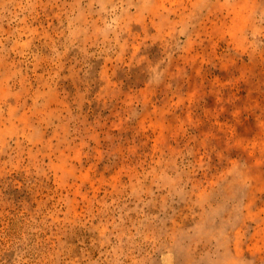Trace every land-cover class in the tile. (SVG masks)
I'll list each match as a JSON object with an SVG mask.
<instances>
[{"label": "rangeland", "instance_id": "obj_1", "mask_svg": "<svg viewBox=\"0 0 264 264\" xmlns=\"http://www.w3.org/2000/svg\"><path fill=\"white\" fill-rule=\"evenodd\" d=\"M0 264H264V0H0Z\"/></svg>", "mask_w": 264, "mask_h": 264}]
</instances>
